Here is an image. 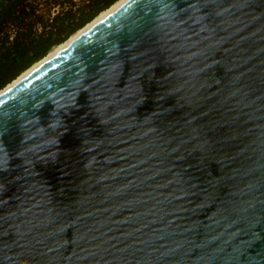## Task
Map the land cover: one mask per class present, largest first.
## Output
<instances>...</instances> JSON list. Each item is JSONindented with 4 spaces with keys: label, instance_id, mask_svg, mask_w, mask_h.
Segmentation results:
<instances>
[{
    "label": "water",
    "instance_id": "95a60500",
    "mask_svg": "<svg viewBox=\"0 0 264 264\" xmlns=\"http://www.w3.org/2000/svg\"><path fill=\"white\" fill-rule=\"evenodd\" d=\"M0 264H264V0H127L2 93Z\"/></svg>",
    "mask_w": 264,
    "mask_h": 264
},
{
    "label": "trees",
    "instance_id": "16d2710c",
    "mask_svg": "<svg viewBox=\"0 0 264 264\" xmlns=\"http://www.w3.org/2000/svg\"><path fill=\"white\" fill-rule=\"evenodd\" d=\"M120 0H0V91Z\"/></svg>",
    "mask_w": 264,
    "mask_h": 264
},
{
    "label": "bare ground",
    "instance_id": "6f19581e",
    "mask_svg": "<svg viewBox=\"0 0 264 264\" xmlns=\"http://www.w3.org/2000/svg\"><path fill=\"white\" fill-rule=\"evenodd\" d=\"M127 0H123L121 3L115 5L113 8L109 9V11L107 10V12L103 13L98 19H96L95 21H93L91 24H89L87 27H85L83 30H81L79 32V35L77 37H79L83 32H85L88 28H90L92 25H94L95 23H97L99 20H101L104 16H106L110 11H112L113 9H115L116 7H118L119 5H121L122 3H124ZM76 37V38H77ZM74 38V39H76ZM74 39H70L68 42L64 43L60 49L58 51H60L61 49H63L65 46H67L69 43H71ZM57 51V50H56ZM57 51V52H58ZM53 53L54 55L57 53ZM53 54H50L47 58H45L44 60H42L41 62H39L38 64H36L33 68H31V70H28V72H26L24 75H22L20 78H18L16 81H14L10 86H8L7 88H5L3 91L0 92V95L2 93H4L5 91H7L8 89H10L13 85H15L17 82H19L21 79L25 78L27 75H29L30 73H32L34 70H36L39 66H41L44 62H46L48 59H50Z\"/></svg>",
    "mask_w": 264,
    "mask_h": 264
},
{
    "label": "rangeland",
    "instance_id": "374dc122",
    "mask_svg": "<svg viewBox=\"0 0 264 264\" xmlns=\"http://www.w3.org/2000/svg\"><path fill=\"white\" fill-rule=\"evenodd\" d=\"M122 1H123V0H120V2H117L116 5L119 4V3H121ZM114 6H115V5H114ZM114 6H113V7H114ZM113 7H111V8H113ZM111 8H110V9H111ZM108 11H109V10H108ZM105 12H107V11H105ZM105 12H103V13H105ZM103 13H102V14H103ZM102 14H100L96 19H98ZM96 19H95V20H96ZM95 20H93V21H95ZM93 21H92V22H93ZM92 22H91V23H92ZM91 23H90V24H91ZM88 25H89V24H88ZM86 27H87V26H86ZM84 28H85V27H84ZM82 30H83V29H82ZM80 31H81V30H80ZM80 31H79V32H80ZM79 32H77L75 35H73L70 39H74V38H76V37L79 35ZM70 39H69V40H70ZM69 40H67L66 42H68ZM61 46H62V45H61ZM61 46H58V47L53 48L45 58H47L50 54H53V53L57 52V51L60 49ZM56 50H57V51H56ZM53 55H54V54H53ZM41 61H42V60H41ZM38 63H39V62H38ZM38 63H37V64H38ZM35 65H36V64H35ZM35 65H34V66H35ZM34 66H33V67H34ZM33 67H31V68H33ZM29 70H31V69H29ZM27 72H28V71H27ZM25 73H26V72H25ZM25 73H24V74H25ZM24 74H23V75H24ZM20 77H21V76H20ZM20 77H18V78H20ZM18 78H17V79H18ZM17 79H16V80H17ZM12 83H13V82H12ZM9 86H10V85H9ZM7 87H8V86H7ZM3 90H4V89H3ZM0 92H1V91H0Z\"/></svg>",
    "mask_w": 264,
    "mask_h": 264
}]
</instances>
